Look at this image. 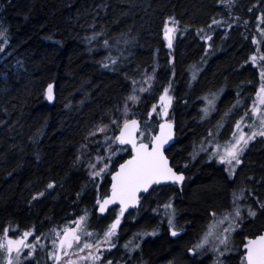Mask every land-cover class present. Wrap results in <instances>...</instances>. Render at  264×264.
Instances as JSON below:
<instances>
[{"label":"trees","instance_id":"obj_1","mask_svg":"<svg viewBox=\"0 0 264 264\" xmlns=\"http://www.w3.org/2000/svg\"><path fill=\"white\" fill-rule=\"evenodd\" d=\"M263 14L264 0H234L231 7L222 0H0V236L6 227L8 234L35 229L31 242L35 236L50 241L54 229L85 214L87 226L102 236L107 219L95 215L97 197L106 194L108 174L129 150L112 145L121 152L113 156L110 170L95 178L75 161V152L87 145L88 157L106 155L97 152L101 146L96 143L104 135L93 138L89 132L111 119L122 123L129 94L140 97L134 110L141 130L153 134L161 120L157 109L151 117L149 111L168 87L176 139L167 157L174 169L185 170L187 180L181 192L173 188L162 193L174 196L180 216L176 225L183 232L171 238L161 219L140 230L139 220L124 219L118 242L130 233L142 237L135 244V264L193 262L186 246L209 211L224 206L234 190L244 189L246 196L262 188L257 191L261 198L264 193L260 144L248 151L233 178L192 157L196 143L203 137L207 143L209 130L218 140L217 115L228 113L234 99L248 101L255 89L256 71L249 57ZM169 18L178 22L171 48L164 36ZM213 19L220 23L212 24ZM256 44L264 49V35ZM50 83L55 86L51 104L44 97ZM206 86L221 95L208 120L200 115L198 91ZM141 87L147 91L139 92ZM196 162L200 164L193 168ZM242 170L245 174L238 180ZM247 178L255 186L249 187ZM50 183L52 188L47 187ZM160 201L146 200L138 211L141 216L146 212L141 220L158 216ZM259 223L255 220L248 230L255 231ZM157 229L160 234L149 237ZM35 255L30 263L41 256Z\"/></svg>","mask_w":264,"mask_h":264},{"label":"snow or ice","instance_id":"obj_2","mask_svg":"<svg viewBox=\"0 0 264 264\" xmlns=\"http://www.w3.org/2000/svg\"><path fill=\"white\" fill-rule=\"evenodd\" d=\"M227 7H231L234 0H222ZM177 21L174 18H169V21L165 22L164 36L168 41V47H172L173 34L177 31ZM220 21L213 19L212 24H219ZM169 24L172 26L170 27ZM211 28V25L208 26ZM231 27V25H229ZM199 31H203L202 29ZM264 35V31L261 32ZM95 37H93L94 39ZM202 39L211 40V36H204ZM107 45L108 41L104 42ZM253 43L257 41L254 38ZM211 47V46H209ZM259 53V49H257ZM252 65L264 64V54H253L249 57ZM113 64L116 61H112ZM108 67V65H104ZM260 87L256 91L255 98L252 105L246 109L240 119L235 121L234 130L231 137L224 141L223 144L212 139L213 133L211 130L206 137V142L212 144L213 147L209 152V149L201 144L200 151L208 153V158L217 159V162L226 165V171L229 177L236 175V170L242 165L243 154L248 148L251 141L255 140L258 136L264 137V66L260 67ZM152 77H146V80H151ZM136 82L133 81V84ZM151 87V85H149ZM136 89H133L135 92ZM143 93L147 89L141 87L138 90ZM169 88L165 87L163 93L159 97L160 102V115L164 117L168 116V107L171 105L172 97L168 95ZM212 99L208 100V104L212 105L216 94L213 93ZM47 99H53V86L48 85ZM140 97L132 94L129 95L124 103L121 116L123 117L122 123L120 118L111 119L108 125H98L95 131L89 132V137H95L97 133L104 134L103 141H96L101 147L97 149V152H105L106 155L97 154L95 162L90 159L88 166L93 178L102 176L108 172L112 157L116 154L112 145L118 146H131L130 158L124 160L119 164L118 169L112 174V186L111 196L106 197L101 202L97 199L99 205V211L104 213L107 206L115 202H119L120 213L116 216V219L106 228L103 232V237L93 240V237L98 236V233L87 231V214L78 217L71 223L74 226H65L62 229L53 230V239L51 241V249L48 251V258L52 261V264H104L102 253L104 251H110L112 247H115L113 238L116 236V229L120 225V218L123 216L125 210L130 206H135L139 203L138 193L141 191L147 192L152 185H160L162 183L171 182L172 184H182L185 180L183 173H178L170 166L168 158L164 154V146L172 139V124L165 121L159 125V133L152 135L150 132L145 134V130H141L140 122L137 119L128 118L130 113L128 109V102L133 104L138 103ZM238 99L236 108L240 104ZM157 106L153 105L152 111L149 112L151 117L156 112ZM119 111V110H118ZM205 115H207L208 109H204ZM227 115V114H226ZM251 118L252 122L245 124V120ZM258 122V123H257ZM250 129V133H246L244 128ZM110 129L118 131V135L108 136L106 133ZM87 139V138H86ZM147 140V142H145ZM107 147H104V146ZM87 148V145L84 146ZM123 150V149H122ZM194 158V157H193ZM79 159V157H78ZM102 165V167H100ZM98 169V170H97ZM48 188H52L53 184H48ZM244 189H240L239 192H232V209L225 210L223 213L212 212L210 214L212 223L208 226L205 234L199 240V242L190 248L189 251L196 253L197 250H204L206 246L212 245V250L223 255L220 251L219 245H223L227 250L230 242V234L238 227L239 222L243 219L242 209L239 206V202L244 198ZM40 195H43L41 193ZM36 199V197H33ZM260 207L264 209V203L260 204ZM165 208H172L171 204L165 205ZM248 215L255 216L256 213L249 207L247 209ZM175 216V210L173 209L169 215V226L173 224V217ZM227 222L228 227L222 228V235H219V230ZM18 230V229H17ZM9 228L4 229V235L0 236V255H3L2 264H21L20 257L24 249H29L27 256L31 257L35 250L36 244L29 243L28 238L34 235L35 229L24 231L18 238L13 239L8 235ZM154 234V233H153ZM172 236H176L177 232L173 230ZM40 236H35V241H39ZM127 247V245H125ZM246 249L245 264H264V234L255 237L254 239H248L243 245ZM94 249V251H93ZM85 255H81L85 253ZM70 256H76V259H69ZM30 264V261H29ZM108 264H112L108 261Z\"/></svg>","mask_w":264,"mask_h":264},{"label":"rangeland","instance_id":"obj_3","mask_svg":"<svg viewBox=\"0 0 264 264\" xmlns=\"http://www.w3.org/2000/svg\"><path fill=\"white\" fill-rule=\"evenodd\" d=\"M257 29H260L258 32V35L255 36V39L257 40V43L260 41L261 39V32L264 31V14L262 16L259 17L258 19V25H257ZM174 35L173 34V38H174ZM260 45V43H259ZM259 45L255 44L254 45V52L253 54H264V49H262ZM4 44L1 45V47H3ZM257 49H259V53H257ZM252 54V55H253ZM250 65L252 66V68L255 69L256 73H255V77H256V84H255V89L254 91L252 92L251 96L249 97L248 101H245V103H243V101L239 98L237 99H234L232 101L233 105H236V102L237 100L239 99L240 100V104L238 107L236 108H233V105H230V107L228 108V113H224L225 115H217L216 118H218V121L214 124V126H216L218 129L221 128V131L217 129V131H220V134H219V138L218 142H220L221 144H223L224 141L228 140L231 135H232V132L234 130V126H235V121L240 119V117L244 114V112L246 111V109H248L251 105H252V102H253V99L255 98V94H256V91L258 90V88L260 87V76H259V72H260V67L264 66V64H261V65H252L251 61H250ZM214 87V86H213ZM216 88V87H215ZM213 89L211 87H203L201 89H198L199 93H202L201 94V97H202V101H201V108H200V115L202 117V119H206L208 120L210 117H211V114L213 113L214 111V107H215V103H213L212 105H209L208 104V100H211L212 99V95L213 93H215L214 91H212ZM218 90V89H217ZM138 94V93H137ZM140 94V93H139ZM131 95V94H129ZM128 95V96H129ZM169 96L173 97L172 94H170V92L168 93ZM127 96V97H128ZM139 96V95H138ZM220 96L219 94L216 95V98L218 101L220 99ZM160 97V96H159ZM205 97L208 98V100L205 99ZM215 101V100H214ZM218 101L216 103H218ZM171 104H172V100H171ZM155 105L157 106V117L160 119V120H166V119H169V120H172V118L170 117V106L168 107L167 111H168V116L167 117H164L163 115H160V102H159V99L158 101L155 103ZM136 106V103L133 104L131 101L128 103V109H129V113L131 116L130 118L132 117H135L136 116V113H135V107ZM208 109V112H207V115H205V112H204V109ZM152 111V110H151ZM149 111V112H151ZM227 114V115H226ZM219 116V117H218ZM230 118V119H229ZM148 120V118H147ZM147 120H145L144 122H146ZM252 122V119L251 118H248L245 120V124L247 123H251ZM258 123V122H257ZM102 125V124H101ZM98 125H94V127L90 130L91 131H95L96 130V127ZM210 131V130H209ZM208 131V132H209ZM244 131L246 133H250V129H248L247 127L244 128ZM109 131H107V135L108 136H111L110 133H108ZM104 135V134H102ZM117 135V134H116ZM205 139V137H203L201 139L200 142L196 143L193 147V150H192V157H198V159H200L201 161H204V163H210V162H216L217 164H220L217 162V159L216 158H213V159H209L208 158V153L204 152V151H200V148H201V144L203 142V140ZM205 141V140H204ZM255 143H258L260 144V147H261V150L264 151V137H257L255 140L251 141L248 145V148L245 150L244 154H243V159H245L246 156H248V151L251 150L252 147H254ZM114 145V144H113ZM116 145V144H115ZM203 146L208 148L209 149V152L211 151L213 145L212 144H209V143H203ZM104 147H107L106 145ZM117 155V153L121 152L120 149H115L114 151ZM114 155V156H115ZM79 157V159H78ZM113 158V157H112ZM92 160V162H95V155L93 156H87L86 154V148L83 147L80 148V149H77L76 152H75V161L79 164L82 165V167L87 170L88 173L91 174V171L92 169L89 168L88 166V161L89 160ZM200 164V162H196L192 165L193 168H196L195 166ZM220 165H223V164H220ZM224 169L226 170V165H223ZM100 167H102V165H100ZM111 167V165H110ZM214 167V166H213ZM98 170V169H97ZM110 170V168H109ZM108 170V171H109ZM245 174V172L242 170L239 172L238 174V180ZM228 175V174H227ZM99 178V177H98ZM250 179V178H249ZM246 183L249 185V187H251L252 185H254L253 183V180L250 179L246 180ZM259 186H261L260 183H258ZM255 186V185H254ZM260 190L262 188H259ZM229 201L232 200V192L229 194ZM98 199V197H97ZM245 205L244 203H242V201H240V204L239 205ZM222 206H220L219 208H221ZM164 212V211H163ZM172 212V209L169 208V210H167L165 212V216H166V219H165V229L169 232H172L173 230H178L177 228V225H176V222L173 220V224L172 226L170 227L169 226V215L170 213ZM221 212V211H220ZM219 212V213H220ZM224 212V211H223ZM222 212V213H223ZM153 216V215H151ZM78 217L80 216H77L75 217L74 219L72 220H69L67 221L66 223H64L62 226H60L58 229H62L63 227L65 226H74L71 222L72 221H75ZM180 217V216H179ZM150 218L152 217H149V218H146L145 220H141L140 222L137 223V226H139L138 230L141 229L142 226H150V225H153V224H156L157 222H155V220L153 219L152 221H150ZM88 222V221H87ZM212 223V221H208L207 224H205V226L199 230L198 232V236L197 238L195 239V243L193 244H190L187 246L186 248V251L189 252V249L190 248H194V246L199 242V240L203 237V235L205 234L208 226ZM223 227H228V224L227 222H225V224L221 227V229L219 230V235H222V228ZM145 229V228H144ZM87 231H90V232H95V233H98V231H96L95 229H91L90 227L87 226ZM20 233V234H19ZM146 232H142V234L144 235ZM22 233L21 232H18L17 233H12V234H8L10 237H12L13 239L15 238H18ZM53 234V233H52ZM152 234V233H151ZM103 235L101 236L100 234L96 237H93L92 239L95 240V239H100L102 238ZM118 237L119 235H116L114 238H113V243L115 244V247H112L110 251H104L102 253V258L104 260V264H108V261H111L112 264H126L124 263V259L125 258H128L127 261L131 260V255H133L135 252H136V249L138 250V246L135 247V244H136V240L137 238H134L135 235H133V233H130L126 236H124L123 240L120 241V243L118 242ZM50 241H44V240H39L38 242H31L33 240V238L29 237L28 238V242L29 243H34V244H38L39 247L38 249H35L32 253V256L31 257H28L27 256V253L29 251V249H24L22 254H21V257H20V262L21 264H29V261L30 262H33L35 257L38 258L36 254L37 253H40L41 256L39 257V259H37V262L36 263H30V264H52V261L49 260L48 258V251L51 249V241L53 239V235L50 237ZM192 243V242H191ZM125 245H127V247H125ZM232 247V241L229 242L228 244V247L227 249L230 247ZM220 247L223 246V245H219ZM119 247V248H117ZM219 247V248H220ZM37 248V246L35 247ZM45 248V249H44ZM117 248V249H115ZM224 248V246L222 247ZM225 249V248H224ZM116 250V251H115ZM94 251V249H93ZM133 252V254H131ZM85 253H82L81 255H85ZM131 254V255H130ZM194 254V253H193ZM206 255V261L209 262V264H222L221 262V259L216 255L215 251L212 250V245H209V246H206L204 250H197L195 255L196 257L197 256H203V255ZM69 259H73L75 260L76 259V256H70ZM118 260H121L118 262ZM2 261H3V255H0V264H2ZM36 261V260H35ZM123 261V262H122ZM131 264H134L133 260H132V263Z\"/></svg>","mask_w":264,"mask_h":264},{"label":"flooded vegetation","instance_id":"obj_4","mask_svg":"<svg viewBox=\"0 0 264 264\" xmlns=\"http://www.w3.org/2000/svg\"><path fill=\"white\" fill-rule=\"evenodd\" d=\"M242 160H243V158H242ZM209 164H212V166H214L215 168L220 169L226 175L228 174L227 171L223 168L224 167L223 165L217 164L216 162H214V163L210 162ZM239 167L237 168L236 173H237ZM176 171H178V172H182L183 171L184 177H185V180L183 181V183L182 184L155 185L148 192L140 194L138 207L130 210L122 218L119 227L116 229V235L120 236L121 225H122L124 219H127L130 222H132V223L135 222V221H138V220H139L138 222L141 221V219L145 216L146 212L144 210L143 211V216H141L142 212L140 214L138 211L142 207V204L146 203V200H148L151 203H154L156 201V199L158 200V198L161 200L160 202L162 204L160 205V212H159V214L155 212V215L158 214V216H154L155 222H158L157 220L161 219L163 221L164 225H165V219H166L165 212L167 210H169V208H165V205H167V204H171L172 205L171 209L175 210V216L173 217V220L175 222L177 221V219L179 218V215H178V213H177V211L175 209V206H174V204H175L174 196L169 194L167 197H164V195L162 193V192H164V194H165L166 191H168L170 189H173V188H175L177 190H180V192H181V190L183 188V184L187 180V176H186L185 170H181L180 167ZM110 173L108 174V178H109ZM227 176L229 177V175H227ZM231 178H233V177H231ZM108 187H109V182H108L107 187H106V194L105 195H107V193L109 191ZM257 191H260V190H257ZM257 191H253L252 190L249 193L246 192L247 195L244 196V198L241 200L242 203L245 204L243 206H242V204L239 205L241 207V209H242L243 219L239 222V225H238V227H236L235 231L230 234V241H232V247L230 245V247L227 250H225L224 248H222L223 246H221V247L219 246L220 247V251L223 252V255H220L218 252L215 251L216 255L221 259L222 264H225V263H223L224 261L228 262V264H245V259H244L245 250L243 249V245L247 242L248 239L256 236L257 234L261 233L264 230V209H262L260 207V204L264 203V193H263V195H261L262 196V198H261ZM239 204H240V202H239ZM232 207H233L232 200H230V201L227 200L225 205L222 206L221 208H218V209L213 210V211H209L208 215H207V220H205V223H204L203 227L205 226V224H207L208 221H212L211 220V216H210V214L212 212L219 213L221 211L220 213H222L225 210H229L230 211L232 209ZM249 207H251V209L253 211H255V213H256L255 216L248 215L247 209ZM119 212H120V208L119 207H113V208L109 209L104 215H97L96 212H95V215L99 216V217H105L107 219V225L106 226L108 227L111 224L112 220L115 219L116 216L119 214ZM151 217L153 218V216H151ZM255 220H259V222H260L259 223L260 224L259 228H257L255 231H249L248 230L249 226H251L252 223ZM203 227H201V229ZM177 228H178V230H176V232H177L176 236H172L171 232L167 231L168 236L171 237V238H175V237L179 236L183 232V229L180 230L179 227H177ZM198 232H197V235L195 236L194 240L190 244L195 243V239L198 236ZM151 233L152 234H150L149 237L157 236V235L160 234L159 229H157V230H155V232H151ZM118 239H119V237H118ZM142 241H143L142 237L139 236V238L136 240V245L139 246L140 243H142ZM190 244H188V245H190ZM187 246H186V248H187ZM187 253H188V255L190 257H192V258L195 257L194 261L191 262L190 264H209V262L206 261V255L205 254L203 256H197L196 257V255L193 254V252L189 251ZM131 254H133V252ZM133 255H131V260H129V261H127L128 258H125L124 259V263L131 264L132 263V259H133L132 258ZM223 259H224V261H223ZM119 261H121V260H118V262Z\"/></svg>","mask_w":264,"mask_h":264},{"label":"water","instance_id":"obj_5","mask_svg":"<svg viewBox=\"0 0 264 264\" xmlns=\"http://www.w3.org/2000/svg\"><path fill=\"white\" fill-rule=\"evenodd\" d=\"M50 84L53 86V99H52V100H48V99H47V88H48V85H49V84L45 87V90H44V97H45L46 101H47L48 103L51 104V103H53L54 100H55V90H54L55 86H54L53 83H50ZM130 119H137V120H138V118H130ZM138 121H139V120H138ZM165 121H167V122H169V123L172 124V139L169 140V142L164 146V154H165V156L167 157V151H168V149H169V148L175 143L176 125H175V122H174V121H171V120H163V121H161L160 123H163V122H165ZM160 123L157 125L156 131L154 132L153 135L159 133V125H160ZM140 127H141V125H140ZM117 135H118V133H117ZM126 146L129 147V151L131 152V146H130V145H126ZM129 158H130V155H129L128 157H126L124 160H127V159H129ZM167 158H168V157H167ZM124 160H122L120 163H123ZM168 161H169V164H170V166H171V163H170V159H169V158H168ZM120 163L117 164V166L115 167V169H114V170L110 173V175H109V178H108V179H109V187H108V188H109V191H108V193H107L106 196H104L103 198L100 199L101 202H102L103 199H105L106 197H110V196H111L112 174L118 169ZM171 167H172V166H171ZM173 169H174V168H173ZM174 170H175V169H174ZM175 171H176V170H175ZM177 172H178V171H177ZM178 173H183V172H178ZM183 175H184V173H183ZM168 184H172V183H171V182H166V183H162V184H160V185H168ZM153 186H155V184L152 185V186L149 188V190H150ZM149 190H148V191H149ZM148 191H147V192H148ZM142 193H145V192H144V191H141L140 193L137 194V195H138V198H139L140 194H142ZM138 205H139V203H138L137 205H135V206H130V207H128V208L125 210L123 216H121V218H120V223H121L122 218H123V217H124V216H125L130 210H132V209L138 207ZM113 207H119V208H120L119 202L117 201V202H115V203H113V204L108 205L104 213H101V212L99 211V205L97 204V205H96V208H95V212H96V214H98V215H104L109 209H111V208H113ZM119 213H120V212H119ZM115 219H116V218H115ZM115 219H113L112 222H113ZM112 222H111V223H112ZM262 234H264V230H263L261 233L257 234L256 236H254V237H252V238H250V239H254L255 237H257V236H259V235H262ZM243 249H244V247H243ZM244 250H245V253H244V259H245L246 249H244Z\"/></svg>","mask_w":264,"mask_h":264}]
</instances>
